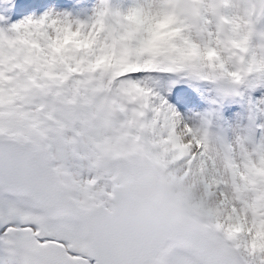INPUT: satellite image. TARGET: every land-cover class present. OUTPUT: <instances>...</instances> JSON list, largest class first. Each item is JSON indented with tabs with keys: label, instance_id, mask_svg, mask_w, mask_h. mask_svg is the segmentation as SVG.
I'll return each instance as SVG.
<instances>
[{
	"label": "snow or ice",
	"instance_id": "1",
	"mask_svg": "<svg viewBox=\"0 0 264 264\" xmlns=\"http://www.w3.org/2000/svg\"><path fill=\"white\" fill-rule=\"evenodd\" d=\"M0 264H264V0H0Z\"/></svg>",
	"mask_w": 264,
	"mask_h": 264
},
{
	"label": "bare ground",
	"instance_id": "2",
	"mask_svg": "<svg viewBox=\"0 0 264 264\" xmlns=\"http://www.w3.org/2000/svg\"><path fill=\"white\" fill-rule=\"evenodd\" d=\"M89 2H90V0H89ZM27 8H28V7L20 6V7L18 8V11L21 12V13H23V11H24L25 9H27Z\"/></svg>",
	"mask_w": 264,
	"mask_h": 264
}]
</instances>
